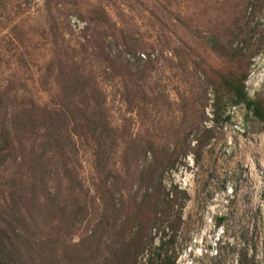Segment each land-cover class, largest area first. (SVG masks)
Masks as SVG:
<instances>
[{
	"label": "trees",
	"instance_id": "obj_1",
	"mask_svg": "<svg viewBox=\"0 0 264 264\" xmlns=\"http://www.w3.org/2000/svg\"><path fill=\"white\" fill-rule=\"evenodd\" d=\"M72 1L75 7L81 3ZM79 7L83 42L72 45L66 35L54 39L51 59L39 77L42 85L50 87L48 97L20 95L12 80L0 79V165L12 160L21 168L30 166L39 174L37 183L52 206L51 233L41 235L34 218L40 192H30L36 187L32 182L36 178L29 180L33 185L29 190L7 171L9 181L0 176V264H155L160 258L174 264L175 236L164 233L156 237L153 231L178 230L182 220V214L173 216L177 202L174 189L166 191L161 180L166 167L174 165L178 152L156 131L135 136L126 118L112 120L108 112V91L113 85L119 88L130 113L147 112L163 95L152 91L151 73L143 75L142 67L153 61L152 56L145 53L138 39L114 22L104 5L87 1ZM163 8L169 13L162 25L168 28L170 21L176 27L178 17L172 19L169 7L163 4ZM58 24L57 19L49 20L50 33L55 34ZM207 25L188 26L195 29L196 43L181 37L178 41L173 36L166 39L165 52L177 60L182 51H188L189 67L201 74L204 92H213L214 120L225 107L243 104L264 122V98L250 97L246 87L254 53L248 56L242 48L212 38ZM18 28L13 26L12 32ZM18 37L11 36L10 41L18 48L25 46ZM188 38L192 40L190 35ZM88 46L90 61L81 54L88 52ZM13 56L22 59V52L16 51ZM16 73L19 77H14L21 78ZM210 131L205 128L187 152L199 158ZM37 133L42 134L40 145L31 142ZM81 148H88L95 156L91 186L76 177L75 162H79ZM120 149L124 167L111 165L112 151ZM63 187L70 191L96 188L92 189L91 201L76 205L73 198L64 199ZM124 187H128L126 202ZM83 209L93 217L95 226L86 229L82 243L72 247L61 232L75 224ZM249 262L248 255L243 254L238 264Z\"/></svg>",
	"mask_w": 264,
	"mask_h": 264
},
{
	"label": "rangeland",
	"instance_id": "obj_2",
	"mask_svg": "<svg viewBox=\"0 0 264 264\" xmlns=\"http://www.w3.org/2000/svg\"><path fill=\"white\" fill-rule=\"evenodd\" d=\"M87 1L104 5L114 22L143 44L145 53L153 59L142 67L143 75L151 73L152 91L163 94L147 112L130 113L119 88L113 85L108 91L110 119L126 118L135 136L156 131L178 152L174 165L166 167L161 180L166 191L174 189L177 202L173 216L182 214V220L178 230L153 231L154 236L164 233L175 236L174 264H238L243 254L248 255L249 264H264V122L243 104L225 107L214 120L213 92L210 89L204 92L201 74L189 67L188 51H182L177 60L165 52L166 39L173 36L178 41L181 37L196 43L195 29L188 26L208 24L206 29L212 38L223 39L236 49L242 48L248 56L254 53L246 87L250 97L264 98V0H81L79 6ZM73 4L72 0H0V51H3L0 79L12 80L20 95L36 99L48 97L46 91L50 87L42 85L39 77L51 59L54 39L60 40L66 35L72 45L83 42L80 7ZM163 4L172 11L169 14L172 19L178 17L176 27L170 21L168 28L162 25L169 13ZM48 17L60 23L56 35L50 33ZM15 25L19 28L12 32ZM11 36L22 38L25 46L18 48L10 41ZM106 39L109 41V36ZM16 51L22 52V59L13 56ZM90 52L88 46V52H81L82 57L92 60ZM16 70L21 78L14 77L18 76ZM205 128L211 130L210 139L198 158L187 149L190 143L194 146ZM41 135H33L31 142L40 145ZM94 158L88 148L78 151L76 177L86 186L92 185ZM113 164L124 167L122 149L112 151ZM0 167V176L3 174L6 181L10 178L7 171L15 176V182L22 181V187L29 190L32 182H36L30 191L40 192L34 218L38 220L41 235H49L52 206L47 204L45 193L37 183L39 174L28 165L19 167L12 160ZM93 188L96 187H76L70 191L63 187L64 199L73 198L76 205L91 201ZM124 191L126 202L128 187ZM92 226H95L93 217L83 209L76 216L75 224L67 232L62 231L61 236L73 247L82 243L87 236L86 229ZM155 264H168V261L160 258Z\"/></svg>",
	"mask_w": 264,
	"mask_h": 264
}]
</instances>
